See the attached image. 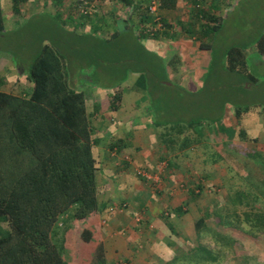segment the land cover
<instances>
[{
  "label": "trees",
  "instance_id": "1",
  "mask_svg": "<svg viewBox=\"0 0 264 264\" xmlns=\"http://www.w3.org/2000/svg\"><path fill=\"white\" fill-rule=\"evenodd\" d=\"M20 1L12 0V9L16 14ZM113 1L131 9L134 0ZM203 4L199 2L195 3L194 8L191 7L197 18L199 13L203 19L210 14L209 9L202 7ZM141 5L137 7L140 8ZM144 9L147 12V5ZM77 14L82 22L80 27L82 31L66 28L64 23H59L48 36L51 38L49 42L38 38L31 42H22L20 39L14 42L15 45L10 40L4 45L5 39L8 40L10 37L11 30L4 31V19L0 8V51L7 52L12 57L18 73L25 74L26 79L32 84L27 95L0 90V264H67L66 243L69 239L72 244H79L84 248L82 253L86 254V260L81 264H107L104 248L98 240L96 231L99 201L98 161L93 151L95 130L86 111L85 92L78 89L80 85L78 79L83 71L76 72L75 66L71 67L68 64L71 62L70 53L79 52L81 47H78V43L74 46L73 38L66 40L65 37L66 35L77 38L90 37L106 50L114 49L107 47L106 44L124 37L132 45L138 46L142 52L148 53L150 50L141 41L152 37V27L145 28L143 25L137 30L131 16L121 29L110 26V30L106 31L99 24V13L81 10ZM105 15L111 16V12L108 11ZM89 16L93 17L95 25L90 27L89 31H83L84 19H89ZM118 18H112L113 24ZM212 18L211 15H207L206 21L212 22ZM101 21L104 25L103 19ZM202 26L201 32H204L207 28L218 29L219 24L214 23L208 27L205 23ZM261 29L263 30L252 38L251 48L231 45L223 53L222 68L244 77L243 90L249 89V83L257 84L259 80L249 69L248 52L257 53L264 58V27ZM211 46L209 42L198 43L201 49H210ZM26 52L35 54L32 61H27L29 56L25 57ZM77 57L84 56L81 54ZM142 58L149 60L147 56ZM26 62L28 66H25ZM88 65L86 64L87 67L83 70L89 75L83 73L84 77L90 83L96 82L100 86V82L92 78L97 70L89 71ZM132 70L134 73H142L139 68V71L135 67ZM106 72L110 78H116L114 83L117 85L110 88L111 92L108 95L109 109L116 110L122 100L123 90L120 84L125 77L124 74L119 77L118 70L106 68ZM110 86L112 85L109 84L107 87ZM167 88L172 87L165 83L161 84L160 88L155 89L157 96H163ZM196 94L197 92H191L187 95L195 99ZM154 98L156 97L152 92V101ZM191 104L186 105L187 109ZM249 107L236 108V118L239 119ZM154 109H151L154 125L158 127L161 125L157 120L159 113L156 114ZM164 112L162 109V113ZM193 124L192 121L188 125ZM182 131L178 130L179 133ZM164 136L161 134L160 138L165 149L172 152L181 151L187 146L185 143L183 147L173 150L174 141L171 140L169 146L166 143L168 139H162ZM226 145L233 151L244 153L248 159L258 158L264 165V152L256 149L257 147L248 149L238 145L227 143ZM213 154L215 157V153ZM235 168L236 172L232 177L235 175L246 183L255 181L246 166L241 167L237 163ZM234 191L238 201L248 196V202L253 205L257 203L258 196L264 194V190L260 188L254 193L243 188ZM251 195L253 198H250ZM244 215V218L236 217V222L228 219V215L226 217L220 215L222 220L219 223L220 225L227 223L232 228L241 229L242 223L246 222L251 229H257L264 234V211Z\"/></svg>",
  "mask_w": 264,
  "mask_h": 264
},
{
  "label": "crops",
  "instance_id": "2",
  "mask_svg": "<svg viewBox=\"0 0 264 264\" xmlns=\"http://www.w3.org/2000/svg\"><path fill=\"white\" fill-rule=\"evenodd\" d=\"M76 1L78 2V0H21L17 6L18 13L16 14L12 9V0H0L4 31H10L19 23L21 25L23 21H27L31 17L36 18L39 14H45L47 17L53 16V18L56 15L61 16L60 20L66 28L82 31L80 30L82 22L77 14L80 6ZM83 2L86 3L87 0ZM158 2L159 6L152 14V37L144 38V40H147L146 44L152 51L157 48L165 50L166 46L170 44V46L180 47V54L182 52L183 55H186L190 50L201 49L198 44L194 45L193 42L198 40V35L203 33L201 29L204 21L202 22L203 18L200 17V13L198 14L199 18L196 17V12L191 7L199 2H203L202 7L207 9H214L225 4V0H158ZM133 4L130 9V7H124L116 2L117 8L125 9L127 13L121 15L117 10L116 15L119 18L115 24L111 21L109 26L114 28L119 23L122 26L124 23H128L127 20L139 8L137 6L142 4V0H134ZM187 9H190L189 14L185 12ZM101 10L102 13L107 11H104L103 8ZM88 12L90 11L88 10ZM110 12L114 13V10ZM102 13H99V24L105 29L101 21ZM210 13L214 14L215 12ZM189 15H193L194 18L187 20ZM92 16H89V19H84L83 31H89L90 27L95 25ZM132 21H134L133 16ZM188 21L194 22L189 23ZM168 60L170 62L167 64L172 67L173 58ZM262 61L264 58L258 56L255 63ZM195 70L196 68H193L191 73H186L185 78V84L191 91H197L201 87L199 85L201 76ZM132 74L135 79L134 85L131 86L130 81L125 85L127 90L123 91L120 106L116 110L109 109L108 95L111 89L108 93L103 92L105 94L99 97L93 96L91 101L85 96L86 111L95 130L93 151L98 161L99 219L96 231L98 240L104 248L106 263L190 264L195 262L201 264L198 252L205 249L212 257L210 263H216L219 260V255H216L220 251L219 249L222 247L223 252L229 253L238 241L236 239L238 229L230 227L227 223L221 224V226L220 215L223 217L228 215V219H233L236 222L238 214H248L249 212L252 214L257 211L253 207L256 203L254 205L249 203L248 196L244 197V200L238 201L234 190L243 188L251 190L253 193L257 188L264 190V165L258 158L248 159L243 157L242 153L238 154L231 149L230 154L237 160L242 157L255 164L254 167L246 165L255 181L228 184L218 180L209 183L199 177L191 186L190 181L181 182L180 179L178 180L180 175L173 174V172L182 174V176L190 174L192 171L187 168L191 166L186 165L187 168L183 167L180 170L177 166L173 168L175 164L171 165L167 160L165 161L166 164L169 163L168 167L163 171L164 173L167 170V173L161 176V181L158 184L149 183L137 175L136 170L142 168L155 173L160 167L161 152L164 151L168 155L171 150L162 148L160 130L154 125V115L150 114L147 104L138 105L141 93L136 84L140 74ZM195 76L198 78L195 79ZM23 78H26L25 74L18 73L12 57L7 52L0 51V90L12 92L11 90H14L15 86H20V79ZM249 85L253 84L249 83ZM26 86L21 88L20 93H13L27 95L31 91L32 85L28 89ZM81 87L79 86L78 89H83ZM233 120L234 123H227L228 128L225 126L217 128L223 134L222 137L230 145L243 146L244 148H248L247 145H253L257 147L256 149L264 152V111L250 106L246 112L240 115L239 119L235 117ZM224 131L226 133H223ZM184 148L186 146L183 147L180 155L186 156L188 151ZM170 153L173 154H169L168 157L179 156L178 151ZM212 162L215 164L216 161ZM202 170L204 169L200 171ZM177 184L181 188L185 186L187 189L189 187L193 189L186 190L187 193H181L177 191L179 189ZM192 190L194 191L192 192ZM210 190H213V195L205 197L204 193H209ZM250 198H253V195ZM256 200L264 202V194L258 196ZM213 220H215V226ZM226 236L233 239L229 250H225V244H220L224 242L223 239ZM207 238L212 241L210 244L207 243L208 240H205Z\"/></svg>",
  "mask_w": 264,
  "mask_h": 264
},
{
  "label": "rangeland",
  "instance_id": "3",
  "mask_svg": "<svg viewBox=\"0 0 264 264\" xmlns=\"http://www.w3.org/2000/svg\"><path fill=\"white\" fill-rule=\"evenodd\" d=\"M80 1L81 2H79V0L78 2L76 1V3H78L77 5L80 6V11L78 12H81V10H89L90 13L94 12L98 14L102 13V8L104 11L107 10L106 12L114 10L111 16H107L105 13L101 14L105 22L104 30L106 31L110 30L109 25L112 18L117 17V10L120 11L121 15L127 13L125 9H118L116 1L113 0H87L86 3L83 2L84 0ZM147 2L148 0H142V5L135 10L132 15L134 26L137 30L141 29L143 25H145V28L152 27V14H149L148 11L146 12L144 9ZM217 8L209 9L210 12H215L214 14L205 12L208 13L207 15H211L213 20L212 22H207L206 15L203 19V25L206 23L208 27H210L211 24L216 23L219 24L218 29L208 30L207 28L206 31L198 35V40L193 42L194 45H197L200 41L209 42L212 45L211 48L205 50L193 49L186 55H183L182 52V55L180 54V47H175V45L170 46V44L166 46L165 50L157 48L151 51L146 44L147 40H142L141 43L150 50L148 53L146 51L142 52L138 46L132 45L124 37L112 43L109 42L108 45L106 44L107 47L114 48L113 50L102 49L101 46L98 45L99 43L90 39V37L85 36L77 38L70 35H66L65 37L66 40H71V38H73L72 41L74 46L78 43V47H81L79 52L70 53L71 62L69 61L68 64H70L71 67L75 66L76 72L79 70L84 71L83 69L87 67L86 64H89V71L97 70V73L94 74L92 78L98 80L100 84L103 85L98 86L96 82L90 83L88 79L84 77V74L87 73H80L82 76L78 79L80 83L79 86L83 87L85 96L89 101L92 100L93 96L99 97L105 94L103 92L108 93L111 87L117 85L114 83L116 78H110L109 74L107 72L105 73L106 68L112 69V71L118 70L119 77L124 74L125 79L120 84V88L123 91L127 90L125 85H127L128 81H130L131 86L134 85L135 79L132 74L134 73L132 69L134 67L136 70H138V68L140 69L142 72L140 75L142 76L138 78L139 81L137 80L136 84V86H138L137 89L141 93L138 105L147 104L150 114H152V108H155L156 114H161L157 115V120L160 121L161 124L157 128L160 130L161 134L165 135L162 139H168L166 142L167 145L171 146L170 141H174L173 150L183 147L185 143L188 146V148L187 146L184 148L188 151L186 156L180 155L182 150H175L179 151L177 153L179 155H177L178 157H168L169 154H173L170 153L172 150L168 155L162 151L160 160L161 162H166L165 160H167L171 165L174 163L175 166L173 168L177 166L180 170L186 165L191 166L188 168L185 167L192 171L190 174H184L185 176L173 172L175 176L180 175L178 180L180 179L181 182L190 181L191 186L199 177L204 178V181H208L209 183L218 180L228 184L232 182L245 183L235 175L232 177L236 172L235 164L238 163L241 167L246 165L254 167L255 164H252L251 160L243 159L239 156H237L240 158L238 159L239 161L234 158L230 154L232 150L226 145V143L229 145L230 143L222 137L223 134L220 133L217 128L220 126L228 128L227 123H234L233 119L236 117V108L244 109L247 106H255L258 110L264 111V61L255 63L258 54L251 51L248 52L249 69L259 78L257 84L248 86V90L242 89V86H245V83L243 84L244 77L242 75L236 72L226 71L222 68L223 53L229 46L241 45L246 48H251L252 38L263 30L261 28L264 27V0H225V4ZM185 12H190V9H187V11L185 10ZM189 16L187 20L194 18L193 15ZM60 17L61 16L57 15L55 18H53V16L47 17L45 14H39L36 18L31 17L27 21H23L21 25L19 23L11 30L10 37L8 40L7 38L5 39L4 45H6L9 40L15 45L14 42L20 39L21 41L23 40L22 42H31L33 39L35 40L38 38L45 42H49L51 38L48 36L53 33L52 29L58 27L57 25H59V23H63ZM94 20L96 21V19ZM188 22L193 23L194 21ZM116 26L117 29H121L122 24L119 23ZM8 48L12 49L11 47ZM26 54L25 57L29 56L27 58L29 60L27 61H32L35 57V54L32 55L30 52H26ZM81 54L84 56L83 58L77 57ZM144 56H147L150 61L144 60L142 58ZM134 57H139L142 60L135 59ZM169 58H173L171 61L172 67L167 64L170 62V60H168ZM148 62L151 63L148 64ZM74 63H76V65H74ZM25 64V66H28V62ZM100 65H102V67H100ZM193 68H196L195 72L201 76L199 81L201 87L197 91L189 90L187 84H185L186 73H191L190 71ZM194 78L197 79L198 77L195 76ZM74 79L76 80L75 76ZM20 80L19 85L21 87L15 86L13 88L14 90H11L12 93H20L21 88L23 89L26 85L27 89L31 88L32 84L26 78ZM163 83L170 85L172 88H167L163 96L158 97L155 89L160 88ZM109 84L112 86L107 87ZM152 92L156 97L153 101ZM191 92H197L195 99L187 95ZM181 95H183L182 100ZM193 100L195 101L193 102ZM190 104L191 107L187 109V106ZM162 109L165 110L164 113H162ZM192 121L194 124L189 126L188 124ZM178 130H183V134H181L182 132L179 133ZM185 130L189 131L185 133ZM196 140L199 141L197 142ZM247 146L248 149L254 148L253 145ZM190 147H192V149H189ZM162 148L164 149V146H162ZM213 153H215V157ZM236 153L241 154L240 152ZM241 155L244 157V153ZM214 158H216V160ZM213 160L216 161L215 164L212 162ZM168 164L165 167L166 169ZM201 169L204 170L200 171ZM166 173L167 170L164 173L162 172L161 176ZM178 184L180 185V183ZM178 184L177 188L179 189L177 191L181 193H187L188 190L193 189L192 187L187 189L185 186L181 188ZM210 191L209 193L205 192L204 196H212L213 190ZM254 209L257 211H264V202H257ZM241 210H243V208H241ZM238 216L244 218L245 215L238 214ZM214 221L215 220H213V224ZM208 222L212 223L211 221ZM237 234L236 239L238 241L236 246H234L229 253L223 252L224 249L221 247L219 249L220 251L216 253L217 256L219 255V260L216 261V263H210L212 257L207 249L204 251L199 250L198 256L201 257L199 262H201V264H264V234L262 231H257V229L254 228L251 229L246 222H243L242 228L237 230ZM205 240H208V244L212 242L209 241V238ZM223 240L224 242L220 244H225V250H229L233 239L230 236H226ZM66 246L68 256L64 254V257L66 255L65 259L67 264H81V262L86 260V254L82 253L84 248H81V245L72 244L69 239ZM211 246L212 245H210V247ZM196 262L198 263V260ZM190 264L196 263L192 262Z\"/></svg>",
  "mask_w": 264,
  "mask_h": 264
},
{
  "label": "built area",
  "instance_id": "4",
  "mask_svg": "<svg viewBox=\"0 0 264 264\" xmlns=\"http://www.w3.org/2000/svg\"><path fill=\"white\" fill-rule=\"evenodd\" d=\"M158 6H159L158 0H148V3H147L148 13L154 14ZM166 166H167L166 162H161L159 169L153 174L152 172H149L148 170L144 168L138 169L136 173L137 175H140L142 178H144L149 183L158 184L161 181V175ZM123 206L125 205L123 204Z\"/></svg>",
  "mask_w": 264,
  "mask_h": 264
}]
</instances>
